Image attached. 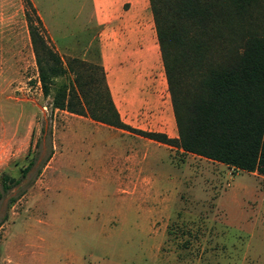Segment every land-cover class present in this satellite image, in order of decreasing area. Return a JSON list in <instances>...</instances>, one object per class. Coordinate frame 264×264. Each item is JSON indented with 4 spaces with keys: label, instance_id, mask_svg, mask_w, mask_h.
Segmentation results:
<instances>
[{
    "label": "rangeland",
    "instance_id": "rangeland-1",
    "mask_svg": "<svg viewBox=\"0 0 264 264\" xmlns=\"http://www.w3.org/2000/svg\"><path fill=\"white\" fill-rule=\"evenodd\" d=\"M31 1L64 66L94 64L90 0ZM26 10L0 0V173L36 156L0 201V264H264V179L51 108Z\"/></svg>",
    "mask_w": 264,
    "mask_h": 264
},
{
    "label": "trees",
    "instance_id": "trees-1",
    "mask_svg": "<svg viewBox=\"0 0 264 264\" xmlns=\"http://www.w3.org/2000/svg\"><path fill=\"white\" fill-rule=\"evenodd\" d=\"M27 5L38 81L42 94L51 98V108L87 115L264 176V0H150L175 137L123 122L102 66L74 56L65 67L32 1ZM93 69L101 72L103 90L94 85ZM35 159L29 150L19 176L0 173V201L27 175Z\"/></svg>",
    "mask_w": 264,
    "mask_h": 264
},
{
    "label": "crops",
    "instance_id": "crops-1",
    "mask_svg": "<svg viewBox=\"0 0 264 264\" xmlns=\"http://www.w3.org/2000/svg\"><path fill=\"white\" fill-rule=\"evenodd\" d=\"M90 3L96 29L85 48L96 38L93 62L104 70L106 84L122 121L135 128L177 136L150 0H90ZM76 57L88 60L89 56L83 52ZM115 128L132 136L145 137ZM258 176L264 179L263 175Z\"/></svg>",
    "mask_w": 264,
    "mask_h": 264
},
{
    "label": "built area",
    "instance_id": "built-area-1",
    "mask_svg": "<svg viewBox=\"0 0 264 264\" xmlns=\"http://www.w3.org/2000/svg\"><path fill=\"white\" fill-rule=\"evenodd\" d=\"M230 169L233 170V171H234V170H239L238 168L233 167V166H230Z\"/></svg>",
    "mask_w": 264,
    "mask_h": 264
}]
</instances>
